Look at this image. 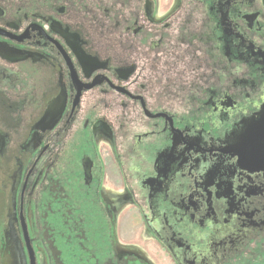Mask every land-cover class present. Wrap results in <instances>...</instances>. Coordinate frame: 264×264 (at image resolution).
Wrapping results in <instances>:
<instances>
[{
  "label": "flooded vegetation",
  "instance_id": "obj_1",
  "mask_svg": "<svg viewBox=\"0 0 264 264\" xmlns=\"http://www.w3.org/2000/svg\"><path fill=\"white\" fill-rule=\"evenodd\" d=\"M264 0H0V264H264Z\"/></svg>",
  "mask_w": 264,
  "mask_h": 264
},
{
  "label": "water",
  "instance_id": "obj_2",
  "mask_svg": "<svg viewBox=\"0 0 264 264\" xmlns=\"http://www.w3.org/2000/svg\"><path fill=\"white\" fill-rule=\"evenodd\" d=\"M253 137L249 136L245 138L246 141H253ZM254 143V146L252 142L249 144H244L240 148H238V155L241 158H245L244 162L248 165H253L254 167H264V138L263 142L256 143V140Z\"/></svg>",
  "mask_w": 264,
  "mask_h": 264
}]
</instances>
